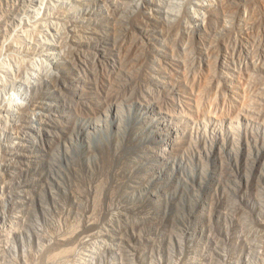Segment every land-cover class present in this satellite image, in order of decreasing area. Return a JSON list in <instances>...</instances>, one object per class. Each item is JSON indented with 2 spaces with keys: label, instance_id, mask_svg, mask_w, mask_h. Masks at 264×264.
I'll return each instance as SVG.
<instances>
[{
  "label": "rangeland",
  "instance_id": "rangeland-1",
  "mask_svg": "<svg viewBox=\"0 0 264 264\" xmlns=\"http://www.w3.org/2000/svg\"><path fill=\"white\" fill-rule=\"evenodd\" d=\"M0 264H264V0H0Z\"/></svg>",
  "mask_w": 264,
  "mask_h": 264
},
{
  "label": "bare ground",
  "instance_id": "bare-ground-1",
  "mask_svg": "<svg viewBox=\"0 0 264 264\" xmlns=\"http://www.w3.org/2000/svg\"><path fill=\"white\" fill-rule=\"evenodd\" d=\"M180 13V12H179ZM179 13H177V14H175L176 15V17H178V18H181V15L182 14H179ZM176 19V18H175ZM180 20V19H179ZM129 21H131V20H129ZM178 37H180V34L178 35ZM119 76V75H118ZM115 79H116V77H115ZM119 82H120V77L118 78L117 77V79L116 80H113V86H115V85H118L119 84ZM99 150H102V152H101V155L102 156H104L105 155V153L103 152L104 151V147H100V149ZM99 153H98V160H103V157L101 156ZM104 161H105V165H106V167H110L112 164H113V161L111 160V159H104ZM108 178H109V175L107 176Z\"/></svg>",
  "mask_w": 264,
  "mask_h": 264
}]
</instances>
